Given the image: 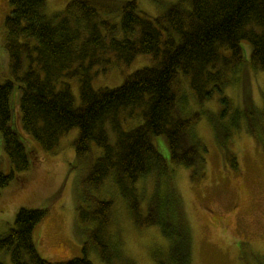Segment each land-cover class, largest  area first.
<instances>
[{
    "label": "trees",
    "instance_id": "16d2710c",
    "mask_svg": "<svg viewBox=\"0 0 264 264\" xmlns=\"http://www.w3.org/2000/svg\"><path fill=\"white\" fill-rule=\"evenodd\" d=\"M45 3L9 0L4 22L9 74L0 83V135L12 169H0V192L30 167L27 150L11 125L10 96L16 82L22 128L40 148L52 150L63 133L78 128L76 158L92 154L93 146L100 149L90 164L88 183L97 189L111 177L135 223L157 226L169 240L167 261L160 264H190L191 236L177 196L171 187L165 189L172 192L166 196L159 189L160 177L167 184L172 169L153 139H164L173 166L188 168L192 178L202 176L203 145L192 126L218 93L219 119L210 122L226 160L235 162L229 140L240 130V118L246 132L261 141L264 94L261 113L251 97L248 69L264 71V0H173L157 16L147 15L135 0H69L52 16L44 13ZM142 55L153 65L129 74L118 87L93 88L94 67L110 65L112 58L129 65ZM239 70L241 107L233 112L230 130L221 120L232 106L223 91ZM74 77L78 104L66 81ZM190 97L196 108L188 111ZM135 115L141 122L124 130L125 117ZM149 175L156 185L141 215L142 197L130 189ZM78 209L80 218L94 223L83 253L94 248L110 263L105 230L112 222L111 201L94 200L87 215ZM46 211L20 209L13 227L0 237V253L8 252L11 264H91L85 257L52 263L39 256L32 233Z\"/></svg>",
    "mask_w": 264,
    "mask_h": 264
},
{
    "label": "rangeland",
    "instance_id": "374dc122",
    "mask_svg": "<svg viewBox=\"0 0 264 264\" xmlns=\"http://www.w3.org/2000/svg\"><path fill=\"white\" fill-rule=\"evenodd\" d=\"M68 1L46 0L44 13L48 16L60 13ZM135 1L147 15L157 16L167 2L173 0ZM10 9L9 0H0V83L9 74L8 55L4 48V22ZM152 65L149 56H138L129 65L112 58L110 65L94 67L97 74L93 77L92 86L94 89L118 87L129 74ZM241 75V70L236 72L234 82L223 91L232 106L227 108L226 116L221 120L230 130L233 112L241 107ZM248 76L251 97L256 108L263 113L264 71L248 69ZM229 77L225 74L224 78ZM66 81L78 104V78ZM17 85L14 82L10 96L11 125L27 150L30 167L18 172L0 192V237L13 227L20 209L44 208L47 211L32 233L37 252L44 260L55 263L85 257L91 264L165 263L169 240L162 235L159 227L135 223L128 201L112 178H105L97 189L88 183L90 164L100 154V149L93 146L92 154L76 158L73 142L78 136V128L63 133L50 151L41 149L38 142L22 128L20 91ZM185 91L188 93L187 89ZM219 96L216 93L212 100L204 104L199 120L192 126L193 133L203 145L202 176L192 178L188 168L173 166L164 139H153L156 149L172 169L167 184L160 177V194L166 196L172 193L165 190L171 187L174 197L177 196L191 236L190 264H264V134L261 141L257 142L246 132L240 118L241 128L234 131L229 140L235 162L227 161L224 149L215 140L210 122L211 118L219 119L217 111L222 107ZM188 101V111L195 109L193 99L190 97ZM125 120L124 130L132 129L141 122L140 116L136 115L134 118L126 116ZM110 137L112 140L111 134ZM0 169L4 173L12 169L2 147L1 135ZM155 185L154 175H149L130 189V192H136L142 197L139 206L141 215L145 214V205ZM94 200H108L112 203V222L105 230L110 246V263L102 261L94 248L83 253L88 231L93 229L94 223L80 218L78 208L87 215ZM0 260L4 264H11L10 255L6 251L0 253Z\"/></svg>",
    "mask_w": 264,
    "mask_h": 264
}]
</instances>
